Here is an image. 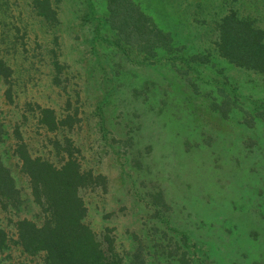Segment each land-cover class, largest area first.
Segmentation results:
<instances>
[{"label":"rangeland","instance_id":"374dc122","mask_svg":"<svg viewBox=\"0 0 264 264\" xmlns=\"http://www.w3.org/2000/svg\"><path fill=\"white\" fill-rule=\"evenodd\" d=\"M132 1L170 38L152 56L116 39L105 0H46L49 18L34 0H0L9 71L0 159L22 199L0 204V264H41L13 242L17 218L40 221L12 155L14 129L32 156L56 165L68 139L80 168L103 176L78 192L83 220L98 240L112 238L120 264L138 245L143 264H175L166 254L175 244L187 264H264V136L254 116L264 73L220 58L214 24L233 10L264 30V0ZM39 109L69 116L70 127L47 130ZM156 191L166 207L149 196Z\"/></svg>","mask_w":264,"mask_h":264},{"label":"trees","instance_id":"16d2710c","mask_svg":"<svg viewBox=\"0 0 264 264\" xmlns=\"http://www.w3.org/2000/svg\"><path fill=\"white\" fill-rule=\"evenodd\" d=\"M34 6L39 14L50 17L46 0H34ZM105 8L108 28L117 40L130 48L152 56L157 48H166L169 44L168 33L158 29L132 0H105ZM214 24L217 31L215 50L220 58L234 67L264 73L263 29L254 26L248 17L236 15L233 10L219 17ZM0 77L4 82L9 77L1 59ZM258 106L254 116L263 122L264 136V105ZM39 114L37 123L49 131L65 123L68 127L71 125L69 116L67 122L57 120L49 109H39ZM243 122L250 125L252 120L243 119ZM4 135L0 124V143ZM13 136L12 155L18 162L19 172L26 178L29 195L40 216L39 223L25 217L14 221V244L28 256L40 253L41 264H120L121 257L114 250L112 238L102 234L98 240L83 220L86 207L78 192L83 188L103 185V176L80 168L70 152L68 139H65V157L56 165L47 159L32 156L16 129ZM149 196L157 205L166 207L160 191ZM21 202L15 179L0 159V204L2 208H16ZM5 241L6 234L0 227V247ZM140 249L138 245L131 252L128 264H143ZM166 254L175 264L188 263L186 252H177L176 244L168 248Z\"/></svg>","mask_w":264,"mask_h":264}]
</instances>
